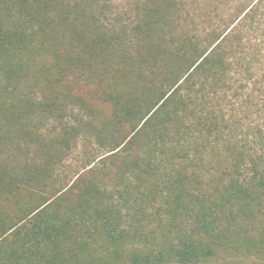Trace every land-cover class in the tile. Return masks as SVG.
I'll return each mask as SVG.
<instances>
[{
  "label": "trees",
  "instance_id": "1",
  "mask_svg": "<svg viewBox=\"0 0 264 264\" xmlns=\"http://www.w3.org/2000/svg\"><path fill=\"white\" fill-rule=\"evenodd\" d=\"M113 1L0 0V264H264V0Z\"/></svg>",
  "mask_w": 264,
  "mask_h": 264
},
{
  "label": "rangeland",
  "instance_id": "2",
  "mask_svg": "<svg viewBox=\"0 0 264 264\" xmlns=\"http://www.w3.org/2000/svg\"><path fill=\"white\" fill-rule=\"evenodd\" d=\"M128 0H114L113 3L119 8L115 10L116 12H121L125 6L129 5ZM122 9V10H121ZM74 88L77 93L83 94L88 100L92 102L95 108L101 112L103 115H109V107L101 100L99 91L93 86H87L83 84H74ZM93 154H91L92 156ZM86 160V152L83 148H78V150L67 160L66 170L67 172H75L81 168V164Z\"/></svg>",
  "mask_w": 264,
  "mask_h": 264
}]
</instances>
